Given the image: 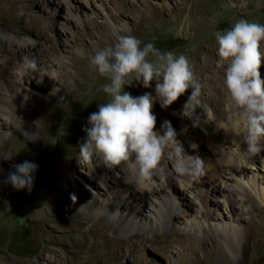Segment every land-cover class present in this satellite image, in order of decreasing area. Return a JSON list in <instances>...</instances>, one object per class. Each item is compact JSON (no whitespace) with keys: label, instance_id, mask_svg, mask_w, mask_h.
Instances as JSON below:
<instances>
[{"label":"rangeland","instance_id":"rangeland-1","mask_svg":"<svg viewBox=\"0 0 264 264\" xmlns=\"http://www.w3.org/2000/svg\"><path fill=\"white\" fill-rule=\"evenodd\" d=\"M5 6H8L7 0L0 5V92L10 96L13 88L20 91L22 87L26 93L25 100L30 99L39 106L49 100V93L59 101L66 99L67 90H58L59 84L50 87L46 81L48 76L55 73L59 64H63L70 75L75 70L93 72L95 75V71L88 66L89 54L86 51L90 49L91 55L95 49L110 46L111 40L107 35L114 34L116 29H129L139 23V20L138 29L144 31L138 36L142 46L151 42L161 51H172L185 56L197 44L205 49V41H209L216 32L230 28L240 18L264 24V0H18L14 9L6 16ZM78 49H83L85 55L77 54ZM261 51L264 52V42L261 43ZM30 61H34V68L29 67ZM215 62L218 63L217 58ZM259 71L264 79V60ZM221 87L224 91V86ZM53 88H56L55 91ZM151 88L155 89V81L151 82ZM207 90L210 91V88ZM87 94L89 95H74L67 104L57 121L58 130L51 136L50 142L34 133L25 132L30 129L29 118H22L24 127L18 125L15 130L11 127H0V139H6L11 133L5 147L0 151V264H57L59 255L69 264H100L96 248L87 250L82 247L73 251L72 246L68 245L71 243L69 228L73 229L75 226L72 220L85 216L83 211H75L72 207L83 209L89 200L85 192L92 189L88 182L92 181L94 175L102 178L106 169H109L96 160L95 155L90 161L80 158L79 166H74L65 159L67 145L72 136L71 130L85 128L89 114L97 111V96L94 92ZM188 97L185 95L178 100L177 108L182 110L177 115L170 113L161 116L156 113L158 104L154 98V130L161 129L163 123L159 121L164 120L179 134L183 133L182 126L186 120L182 121L181 115L193 109L189 105L183 112ZM198 100L196 107L203 114L210 116L212 108L218 114L224 110L225 117L217 121V124L213 123V133L209 130L192 138L197 149H188L191 155L213 163L212 158L216 151L223 150L228 157L244 152L246 145L243 144V136L239 132L241 121L230 102L224 96L217 100L212 96L211 106H201L199 97ZM24 104L25 109L29 110L30 106ZM230 126L236 128L237 135L228 131ZM184 138L187 144L188 138ZM260 144L262 150L248 163L244 164L238 159L240 181L247 190L234 186L235 191H231L229 204L222 201L219 193L211 195L212 201L214 200V205L210 206L211 216L204 221L201 219L203 225L210 226L211 239L202 240L201 233L195 226L194 218L200 221L201 217L197 212L200 202L195 191L173 181L175 192H180L187 203L186 208L171 207L170 213L174 215L172 220H161L148 227L147 235L157 238L142 245L133 258H120L122 264H207L205 255L213 242L218 243L226 252L228 259L225 264H264V229L259 228L264 225V200L258 199L248 184L252 175H255L254 180L259 182V188L264 187V139ZM26 152L30 154L28 160L24 159ZM10 154L11 159H6ZM24 161L38 165L31 191L15 190L6 182L8 174L15 170L13 165ZM177 161L176 167L170 162L166 163L167 173H180L182 159ZM224 162H228V159ZM128 166L122 163L110 170L123 179L124 184L127 182L126 185L135 186L131 168ZM56 169L62 172L60 178L55 173ZM155 172L160 173L159 166ZM226 182L234 184V180ZM157 183L158 180L151 183V186H156ZM214 184L217 187L223 185L221 182ZM50 200L62 206V214H58L48 205ZM144 200L148 202L147 199ZM98 206L95 205L93 209L96 210ZM147 210L144 207L136 225L130 226V232L144 230L139 225L148 221L149 214L154 216L152 209ZM86 219L80 224L81 230L87 229ZM229 224L238 229L240 242L247 243L246 255L242 258L238 243L234 248L229 247L218 236V230L226 231ZM127 230L116 222L118 234L126 236L129 234ZM170 231L177 234L189 231L194 241L186 248L187 242L169 235ZM53 257L55 259L51 260Z\"/></svg>","mask_w":264,"mask_h":264},{"label":"bare ground","instance_id":"bare-ground-1","mask_svg":"<svg viewBox=\"0 0 264 264\" xmlns=\"http://www.w3.org/2000/svg\"><path fill=\"white\" fill-rule=\"evenodd\" d=\"M5 1L6 0H0V5L2 2L5 3ZM17 1L18 0H7L8 6L4 7L6 9L5 16L9 11L14 9V5ZM139 23H135L129 29H116L114 30V34L112 33L107 35V37L111 40L110 46L116 43L117 37L120 35L130 34L138 38L139 34L144 32L139 31ZM204 43H206L205 49L200 47L201 44H197L194 46V48L190 49V51L188 50L187 56L194 71L195 77L201 85V91L199 95L200 105L211 106L210 97L212 96L216 100L221 96H224L225 100L230 102L226 90L224 89L223 91L221 87V85L224 86L223 81L226 66L219 60V57L217 56V44L215 37L212 36L209 41H205ZM86 53L90 55V49L87 50ZM216 58L218 59L217 64L215 62ZM55 70V73L48 76L46 81L50 87L59 84L58 90H67L66 99L64 101H59L55 99V96H53L52 93H49V100H45L42 102V105L39 106L37 104H33V102L28 98V100H25L24 97L26 96V93H24L22 87L20 88V91L16 90L17 88H13L11 90L12 94L10 96H7L4 92H0V127H11L15 130V127L18 125L24 127L22 125V118H29L30 129L29 131L25 132L27 134L34 133L36 136H41L50 142L51 136L58 130V126L56 124L59 117L62 115L67 104L71 102L74 95H89L87 93L94 92L97 96V104L108 101L109 98L106 97L104 95L105 93L101 90V86L108 82L106 78L100 77L97 74L94 75L93 72L80 70H75L72 72V75H70L63 64H59ZM61 72L62 75L60 76ZM216 74H218V76H215ZM208 88H210V91L207 90ZM55 89L53 88L54 91ZM123 92H128L133 97L150 93L155 98L156 104H158V110L156 113L157 115L161 116L163 114L169 115L170 113L172 115H177L178 112L182 110L181 108H177V104L179 105L178 100L185 95L189 96L191 94V89L187 90L175 102L167 107H162L161 101L159 98H156L155 89H152L151 86L149 88H144L142 84H138L137 82L133 81L130 85L123 86ZM24 103L30 106L29 110L25 109ZM185 113V115H181V118L183 119L182 121L186 120L182 126L183 131L181 132L183 133L179 134L173 127H171L174 130L175 139L178 145L182 148V152L177 151L176 145L169 144L167 147H165L158 165L160 173H156L154 171L150 178H141L138 173L130 169L133 183H135L134 186L132 184L126 185L128 184L127 182L124 184L122 181L123 179L119 178L116 173L110 169H106L102 178L94 175L92 181L88 182V185L90 188H92L85 192L87 197H89V200L85 203L83 209H78L75 206L72 207L75 211H83L85 214L83 218L76 217L73 219L72 223L75 226L72 227L73 229L69 228V237L71 238V243L68 245L72 246L73 251H77V248L82 247L87 250L96 248V255L98 258L97 260L100 264H122L120 258H133L136 256L142 245H144L146 242L154 241L155 238H157L155 236L147 235L146 232L148 227L158 224L161 220L168 222L172 220L174 215L170 213L171 207L186 208L187 206V203L182 199V194L178 191L175 192L174 185H172L173 181H176L179 183V185H185L187 189L189 188L188 190L191 189L195 191L200 202L197 212L201 214L200 221H197L194 218L195 226L197 230L200 231L202 240L211 239V234L209 232L210 226L208 225L206 227L202 224V221L206 220V217L211 216L210 206L214 205V200L212 201L211 195L219 193L223 198L222 201H224L225 204L226 202L229 204L231 191H235L234 186L247 190V187H245V185L240 181L241 172L238 167V159L245 164L248 163L249 160L254 156L246 155L244 152H239L238 155L234 154L228 157L225 151L220 150L216 151V153L213 155V163L208 160H201L202 163L200 166L195 171H193L192 161L188 158V156L193 157V154L191 155V151L188 149L192 148L191 150L194 151V147L196 148L195 142L192 141V138L198 137L202 133H205L209 130L211 133H213V123H216L221 119L223 120L225 117V111L223 110V112L218 114L215 113L211 108V115L209 116L206 113L203 114L199 107H196L195 110L189 109ZM159 122L165 124L166 121L160 120ZM83 129L84 128L77 127L71 130L72 136L69 139V145H67L68 153L65 155V159L74 166L81 165L80 158L82 157L79 154V146L86 139V133L83 131ZM235 129L236 128L230 126L228 131L237 135ZM163 130L164 129L161 128L157 129L156 131L163 134ZM9 136L4 140L0 139V151L5 147ZM183 136L188 138L187 144V141ZM29 158L30 154L26 152L24 159L28 160ZM95 158L96 160L101 161L99 157L95 156ZM179 158L182 159V169L181 171L178 170L180 173H167L168 169L166 163L170 162L176 167L178 163L177 160ZM225 159H228V162H224ZM126 164L129 165V163ZM67 169L70 170V168ZM55 173H58V178H60V175H62V172L59 169H56ZM254 179L255 175H252L251 180L249 178V187L254 190L256 197L263 201L264 187L259 188V182L256 183ZM156 180H158L157 185L151 186V183ZM228 180H234V184L231 185L230 183L226 182ZM215 182H221L223 185L217 187V185L214 184ZM224 184H226V187ZM227 186L229 188H227ZM144 199H147L148 202H145ZM97 204L99 206L96 208V210H94L93 207ZM48 205L52 207L58 214L63 213L62 206L57 205L54 201L50 200ZM144 207L148 208L147 211L152 209L154 216L149 214L148 221L139 225L144 229L143 231L130 232V226L136 225L138 216L142 214ZM93 210L94 212L92 213ZM248 211H250V209ZM91 213L92 215H90ZM85 218H87L85 220L87 223V229L81 230L82 228H80V224L84 222ZM113 218L116 220L114 221ZM116 222L127 228L129 234L126 236H121L118 234L116 231ZM253 224L255 223L253 222ZM263 226L264 225H262V227L259 226V228L263 230ZM169 235L175 236L176 239H182L186 241L187 244H185L186 246L184 245L186 248L190 247L194 241V237L189 231H181L178 234L174 231H170ZM218 236L219 238H222L229 245V247L234 248L236 243H238L242 251L241 258L244 256L247 249V243L240 242L239 233L236 226L229 224L226 231L222 229L218 230ZM133 238L135 239L133 240ZM130 241L132 242L130 243ZM133 245L135 247H132ZM225 253L226 252L220 248L218 243L213 242L211 243L208 252H206L205 262L207 264H212L213 262L216 264H225L228 259ZM54 259L55 258L53 257L51 260ZM56 260L58 261L57 264H69L68 261L61 255H59Z\"/></svg>","mask_w":264,"mask_h":264},{"label":"clouds","instance_id":"clouds-1","mask_svg":"<svg viewBox=\"0 0 264 264\" xmlns=\"http://www.w3.org/2000/svg\"><path fill=\"white\" fill-rule=\"evenodd\" d=\"M217 56L226 66L224 88L230 106L240 118L239 130L246 145L244 154L255 156L264 139V79L260 67L264 60L261 43L264 42V24L238 19L230 28L214 34ZM77 54L85 55L83 49ZM89 68L107 83L101 90L109 98L90 113L85 141L79 154L85 161L95 155L107 168L129 163L141 178H150L157 169L162 153L169 144L182 148L175 139L174 130L165 122L163 134L155 131L156 117L152 114L154 97L150 93L133 97L123 92V86L133 81L149 88L155 81L156 98L167 107L191 89L183 112L189 105L195 110L199 104L201 85L196 79L189 59L183 54L161 51L151 42L144 43L134 35H120L114 45L97 49L88 56ZM34 68V61L29 62ZM12 154L6 159H11ZM195 171L202 161L188 156ZM7 183L15 190L31 191L38 165L24 161L13 165Z\"/></svg>","mask_w":264,"mask_h":264}]
</instances>
